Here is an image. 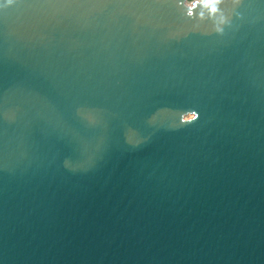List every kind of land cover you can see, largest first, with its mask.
I'll list each match as a JSON object with an SVG mask.
<instances>
[{
  "label": "water",
  "instance_id": "obj_1",
  "mask_svg": "<svg viewBox=\"0 0 264 264\" xmlns=\"http://www.w3.org/2000/svg\"><path fill=\"white\" fill-rule=\"evenodd\" d=\"M0 264H264V0H0Z\"/></svg>",
  "mask_w": 264,
  "mask_h": 264
},
{
  "label": "clouds",
  "instance_id": "obj_2",
  "mask_svg": "<svg viewBox=\"0 0 264 264\" xmlns=\"http://www.w3.org/2000/svg\"><path fill=\"white\" fill-rule=\"evenodd\" d=\"M220 0H211V3H219ZM213 11H215V8L212 9Z\"/></svg>",
  "mask_w": 264,
  "mask_h": 264
},
{
  "label": "rangeland",
  "instance_id": "obj_3",
  "mask_svg": "<svg viewBox=\"0 0 264 264\" xmlns=\"http://www.w3.org/2000/svg\"><path fill=\"white\" fill-rule=\"evenodd\" d=\"M193 1H199V0H187L188 3L193 2Z\"/></svg>",
  "mask_w": 264,
  "mask_h": 264
}]
</instances>
